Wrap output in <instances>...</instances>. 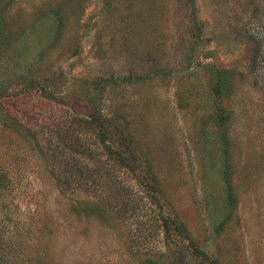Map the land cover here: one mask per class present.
Instances as JSON below:
<instances>
[{"label": "rangeland", "instance_id": "obj_1", "mask_svg": "<svg viewBox=\"0 0 264 264\" xmlns=\"http://www.w3.org/2000/svg\"><path fill=\"white\" fill-rule=\"evenodd\" d=\"M262 24L264 0H0V264H264Z\"/></svg>", "mask_w": 264, "mask_h": 264}, {"label": "trees", "instance_id": "obj_2", "mask_svg": "<svg viewBox=\"0 0 264 264\" xmlns=\"http://www.w3.org/2000/svg\"><path fill=\"white\" fill-rule=\"evenodd\" d=\"M253 38L256 43V50L252 62V72L257 79L261 77L264 80V24H262V28H258L257 34H253ZM222 85L223 82L219 72L218 81L214 84V88H222ZM225 118L228 119L229 116L226 115Z\"/></svg>", "mask_w": 264, "mask_h": 264}]
</instances>
